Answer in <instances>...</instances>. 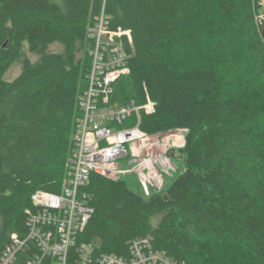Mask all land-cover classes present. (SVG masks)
Returning <instances> with one entry per match:
<instances>
[{
	"label": "trees",
	"instance_id": "obj_1",
	"mask_svg": "<svg viewBox=\"0 0 264 264\" xmlns=\"http://www.w3.org/2000/svg\"><path fill=\"white\" fill-rule=\"evenodd\" d=\"M259 1L0 0V258L11 233H24L33 193L63 188L91 66L86 31L105 3L111 27L132 33L131 71L111 98L143 105L149 96L155 109L142 110L140 124L147 133L186 130L171 154L185 168L148 196L122 177L91 173L83 190L94 212L80 239L127 255L133 238L150 234L155 248L186 264H264ZM54 42L63 53L48 51ZM25 44L42 59L25 57L6 79Z\"/></svg>",
	"mask_w": 264,
	"mask_h": 264
},
{
	"label": "built area",
	"instance_id": "obj_2",
	"mask_svg": "<svg viewBox=\"0 0 264 264\" xmlns=\"http://www.w3.org/2000/svg\"><path fill=\"white\" fill-rule=\"evenodd\" d=\"M259 16L260 24L264 15ZM86 36L91 56L88 86L79 100L82 113L77 118L63 188L59 193L41 189L33 193L35 208L27 209L26 229L11 233L0 264H17L20 256L25 264H186L155 248L150 234L133 238L127 255L99 251L96 242L80 239L94 212L90 195L83 190L91 173L117 179L135 171L148 196L164 185L170 156L185 142L186 133L184 129L143 131L142 110L152 113L155 109L149 96L143 105L111 98L113 84L131 71L125 41L132 42V33L111 27L105 3ZM133 116L135 121L129 124ZM123 157L133 166L123 167L119 162Z\"/></svg>",
	"mask_w": 264,
	"mask_h": 264
},
{
	"label": "rangeland",
	"instance_id": "obj_3",
	"mask_svg": "<svg viewBox=\"0 0 264 264\" xmlns=\"http://www.w3.org/2000/svg\"><path fill=\"white\" fill-rule=\"evenodd\" d=\"M261 4L258 7V17L256 16V18L258 20H261V16H259V14H263L264 15V0H260L259 1ZM260 26L264 27V19L263 22L260 23ZM83 44H79L78 45V56H80L83 53ZM48 51H57V52H64V44L61 42H54L52 44L49 45L48 47ZM43 52H32L31 50H29L27 44L24 45L23 48V55L21 57H19L16 61H14L11 65V67L9 68V70L7 71L5 78L8 80H11L13 78H15L21 71V69L24 66V60L25 57H28L29 59H31L32 62L37 63L39 62L42 57H43ZM179 132V131H177ZM179 153V152H178ZM119 162L123 165V167L125 168H130L133 166V164L129 163V158L127 157H123L119 159ZM185 168V161H184V157L181 155H176V156H170L168 165H167V172L164 176V185L160 188L163 189L164 187H166V185L176 176L178 175L180 172H182V170ZM122 178L124 180L127 181V183L129 184L130 188L134 189V190H142V184H141V179L140 176L137 172L135 171H131L128 173H125ZM154 191V190H153ZM160 214L156 213L153 216V220H152V224L156 225L160 219ZM1 218H0V223H1Z\"/></svg>",
	"mask_w": 264,
	"mask_h": 264
},
{
	"label": "water",
	"instance_id": "obj_4",
	"mask_svg": "<svg viewBox=\"0 0 264 264\" xmlns=\"http://www.w3.org/2000/svg\"><path fill=\"white\" fill-rule=\"evenodd\" d=\"M262 32H263V34H264V27H263V29H262Z\"/></svg>",
	"mask_w": 264,
	"mask_h": 264
}]
</instances>
